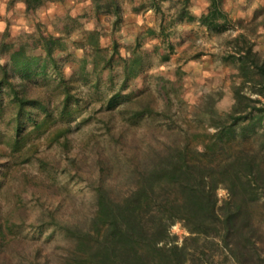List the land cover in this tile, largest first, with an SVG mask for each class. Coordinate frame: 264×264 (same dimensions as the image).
I'll use <instances>...</instances> for the list:
<instances>
[{"label": "rangeland", "instance_id": "374dc122", "mask_svg": "<svg viewBox=\"0 0 264 264\" xmlns=\"http://www.w3.org/2000/svg\"><path fill=\"white\" fill-rule=\"evenodd\" d=\"M117 1L118 18L90 0H45L33 14L21 1L0 0V41L42 57L45 39L55 42L64 78L49 69L50 82L27 83L28 97H39L46 111L33 109L42 126L27 122L14 150L13 112L2 91L0 247L9 264L24 263L37 247L40 260L61 253L64 236L50 225L85 210L101 176L120 178L117 162L125 153L160 147L161 139L200 141L214 131L210 109L225 117L242 81L230 56L234 36L244 33L264 55V0H225L228 22L221 30L198 21L208 0H189L194 19L184 22L175 20L178 0H158L160 10L148 0ZM132 64L137 72L126 78ZM64 85L71 87L66 109L74 118L60 111ZM170 230L177 242L187 234L179 222Z\"/></svg>", "mask_w": 264, "mask_h": 264}, {"label": "trees", "instance_id": "16d2710c", "mask_svg": "<svg viewBox=\"0 0 264 264\" xmlns=\"http://www.w3.org/2000/svg\"><path fill=\"white\" fill-rule=\"evenodd\" d=\"M12 1H21L25 12L33 14L45 0ZM90 1L97 11L120 16L117 0ZM148 1L161 9L158 0ZM188 2L178 0L175 20L194 19ZM208 2L198 21L221 30L228 22L225 0ZM54 45L45 39L42 57L28 54L22 45L0 41V100L5 89L15 132L11 150L18 148L27 122L35 129L42 126L33 109L46 111L39 97H28L27 83L50 82L49 69L64 83ZM230 46L242 81L233 88L234 100L225 117L210 109L208 121L214 131L204 133L200 141L188 136L183 142L161 139L160 147H136L125 153L117 162L120 178L101 176L92 187L88 185L92 193L85 210L50 225L64 236L62 252L52 251L40 260L37 247L28 262L20 263L264 264V55L244 33L234 36ZM136 72L132 64L126 78ZM63 88L60 111L74 118L66 109L71 87ZM219 189L225 192L222 199ZM176 222L187 231L180 242L170 230ZM1 248L2 261L9 264L10 256Z\"/></svg>", "mask_w": 264, "mask_h": 264}]
</instances>
